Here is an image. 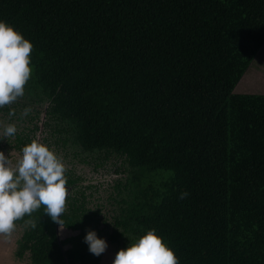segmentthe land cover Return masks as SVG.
Listing matches in <instances>:
<instances>
[{
    "label": "trees",
    "instance_id": "1",
    "mask_svg": "<svg viewBox=\"0 0 264 264\" xmlns=\"http://www.w3.org/2000/svg\"><path fill=\"white\" fill-rule=\"evenodd\" d=\"M263 46L264 0H0L13 261L264 264Z\"/></svg>",
    "mask_w": 264,
    "mask_h": 264
},
{
    "label": "rangeland",
    "instance_id": "2",
    "mask_svg": "<svg viewBox=\"0 0 264 264\" xmlns=\"http://www.w3.org/2000/svg\"><path fill=\"white\" fill-rule=\"evenodd\" d=\"M238 93H264V46L257 54L254 62L250 66L247 75L243 78L241 84L236 90ZM8 159L12 165H26L29 164V159L21 157L16 159ZM20 230H7L2 223H0V264H28L19 261H13V252L16 246V241L19 237ZM102 264H127L123 256L115 250L113 244L105 246V252L102 259Z\"/></svg>",
    "mask_w": 264,
    "mask_h": 264
}]
</instances>
